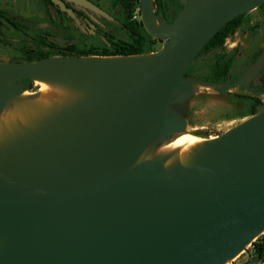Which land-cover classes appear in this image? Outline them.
I'll use <instances>...</instances> for the list:
<instances>
[{
  "label": "water",
  "instance_id": "95a60500",
  "mask_svg": "<svg viewBox=\"0 0 264 264\" xmlns=\"http://www.w3.org/2000/svg\"><path fill=\"white\" fill-rule=\"evenodd\" d=\"M182 1L168 22L154 0H140L145 28L164 39L155 52L0 61V118L28 89L22 79L87 91L0 150V264H225L264 232V108L209 140L189 165L138 162L187 129L174 104L194 84L235 87L183 75L226 23L264 3ZM263 65L264 53L238 83Z\"/></svg>",
  "mask_w": 264,
  "mask_h": 264
},
{
  "label": "flooded vegetation",
  "instance_id": "af4514ba",
  "mask_svg": "<svg viewBox=\"0 0 264 264\" xmlns=\"http://www.w3.org/2000/svg\"><path fill=\"white\" fill-rule=\"evenodd\" d=\"M84 1L92 7L76 0H0V46L9 49L10 61L80 55V52L90 49L101 51L111 47L114 36L125 28V22H129L130 0ZM183 7L182 0H155L157 18L168 22H172ZM256 9H260L263 21H249V12L244 13L242 24L228 38L236 37L241 32L243 34L230 44V49L208 51L200 56L203 58L201 63L198 59L194 64L193 61L190 63L194 69L200 64L198 68L205 72V76H201L204 79L235 85L229 91L220 93L228 94L246 105L237 112L243 118L252 116L264 107L261 106L264 65L247 84L238 83L249 66L264 53V3ZM68 10H72L76 18L70 17ZM163 41L159 38L160 43ZM221 55L224 58L222 69L216 73L215 63ZM194 69L189 76L200 77ZM22 80L24 84L25 79ZM25 87L33 89L27 85Z\"/></svg>",
  "mask_w": 264,
  "mask_h": 264
},
{
  "label": "bare ground",
  "instance_id": "6f19581e",
  "mask_svg": "<svg viewBox=\"0 0 264 264\" xmlns=\"http://www.w3.org/2000/svg\"><path fill=\"white\" fill-rule=\"evenodd\" d=\"M35 81L40 85L39 91L25 90L10 99L3 111L0 118V150L37 131L63 110L81 102L87 95L85 89L69 83L45 79ZM201 85L194 84L193 89ZM213 138L201 137L186 129L160 148L149 146L138 162L156 159L167 171H171L177 166L189 165L201 148Z\"/></svg>",
  "mask_w": 264,
  "mask_h": 264
},
{
  "label": "rangeland",
  "instance_id": "374dc122",
  "mask_svg": "<svg viewBox=\"0 0 264 264\" xmlns=\"http://www.w3.org/2000/svg\"><path fill=\"white\" fill-rule=\"evenodd\" d=\"M154 10H155V0H154ZM138 13V11H137ZM68 14L72 18H76V15L72 10H68ZM141 16V15H139ZM262 13L260 12V9H254L250 11L247 14V19L249 21H263L261 18ZM261 18V19H260ZM241 34H237V36L230 37L226 40L224 47L222 49H230V44L235 41L239 40V37L242 36ZM263 39V38H262ZM164 42V41H163ZM163 42H159L156 45V48H162ZM221 49V50H222ZM8 48H4L0 46V61L11 60V53L8 51ZM220 51V50H215ZM223 51V50H222ZM202 57L198 58V60L202 61ZM198 63V62H197ZM196 71L199 72V76L204 77L205 72L200 67V64H198ZM194 69V70H195ZM189 78H196L193 76H188ZM20 85L25 87L31 86L33 89H30L31 91H39L40 85L37 83V81H29L25 80L23 84V80L19 81ZM239 90V88H237ZM261 103L264 106V96ZM175 108L178 109L181 113L185 114L186 116L189 115L190 118L188 121L187 129L192 131V133H195L201 137L205 138H213L214 136H218L229 130L230 128L236 126L243 120H245L248 117H239L237 115L238 109H244L246 107L245 104H243L242 101H238L234 99L232 96H229L228 94H223L217 91L216 87H206L201 85L200 87L196 88V91L191 95L185 103L182 105L174 104ZM260 108V107H259ZM226 115V116H222ZM229 115V116H228ZM231 115V116H230ZM177 135L169 136L167 137V140L160 144H155L156 147L160 148L170 141H172L174 138H176ZM252 245H248L247 249L241 252L237 258L239 261H242L246 258L248 251L250 250Z\"/></svg>",
  "mask_w": 264,
  "mask_h": 264
},
{
  "label": "trees",
  "instance_id": "16d2710c",
  "mask_svg": "<svg viewBox=\"0 0 264 264\" xmlns=\"http://www.w3.org/2000/svg\"><path fill=\"white\" fill-rule=\"evenodd\" d=\"M129 3H130L128 10L129 22L128 21L125 22L124 23L125 28L121 29L120 34H116L114 36V39L110 42L111 47H105L101 51L90 49V51L88 50V51L80 52L79 53L80 55H90V54L105 55V56L140 55V54L155 52L161 49V48L159 49L156 48V45L159 43V38H155L152 34L148 32V30L145 28L143 24L141 16L135 17V15H141L140 0H130ZM243 15L244 14L238 15L234 19L226 23L215 34V36L203 47V49L199 52L198 56H196V58L193 60V64L195 60H197L200 56L204 55L206 52L212 50H221L224 47L226 39L231 34H233L236 31V29L242 24ZM29 61H34V60H29ZM223 61H224L223 56L222 55L219 56L217 62L215 63L216 66L214 67L216 73H218L222 69L221 66L223 65ZM193 64L188 67L183 77H188L189 74L192 73L194 69ZM197 78L206 81H211L204 79L201 76ZM25 80L32 81L31 79H25ZM216 83H222V82L216 81ZM29 88H31V86ZM189 118L190 116L187 115V119ZM251 245L253 246L255 253L257 255L262 256L264 254V242L262 236L257 237L251 243Z\"/></svg>",
  "mask_w": 264,
  "mask_h": 264
},
{
  "label": "built area",
  "instance_id": "2783aa9c",
  "mask_svg": "<svg viewBox=\"0 0 264 264\" xmlns=\"http://www.w3.org/2000/svg\"><path fill=\"white\" fill-rule=\"evenodd\" d=\"M135 17H140V16L139 15H135ZM260 236L263 237V242H264V232ZM255 257H259V259L254 264H264V254L262 256L257 255L255 253V250H254L253 246H251V248L248 251L247 256L243 260V262L239 261L237 258H234L233 260H231L227 264H249Z\"/></svg>",
  "mask_w": 264,
  "mask_h": 264
}]
</instances>
